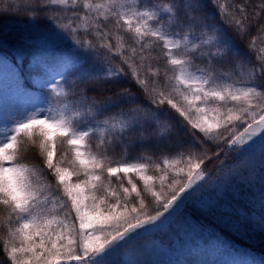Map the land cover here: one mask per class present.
Segmentation results:
<instances>
[{"label":"snow or ice","instance_id":"snow-or-ice-1","mask_svg":"<svg viewBox=\"0 0 264 264\" xmlns=\"http://www.w3.org/2000/svg\"><path fill=\"white\" fill-rule=\"evenodd\" d=\"M5 16L28 23L0 30V264H187L158 257L227 242L193 208L264 232V0H0Z\"/></svg>","mask_w":264,"mask_h":264},{"label":"trees","instance_id":"trees-1","mask_svg":"<svg viewBox=\"0 0 264 264\" xmlns=\"http://www.w3.org/2000/svg\"><path fill=\"white\" fill-rule=\"evenodd\" d=\"M254 2L258 3L259 0H254ZM27 23V19L22 16L0 17V30H3L5 36H9L10 30L13 32L16 30H23L26 28ZM252 35H257V33L253 31ZM257 47H264V44H261L258 40ZM124 86H127V84ZM138 151L139 150H137V152ZM137 152H133L132 155H136ZM68 159H71V153H69ZM27 162L34 165L40 163L38 159L33 158L31 155L28 156ZM63 166L67 165L65 164ZM132 178L134 181L138 180L135 174H132ZM139 187H143L142 183ZM68 206L69 208L71 207L70 203ZM190 211L193 213L194 217H199L201 223L206 224L211 230L221 235L227 242H225L223 246L205 247L203 241L197 239L196 244L199 245V247H193L191 255H185L179 250L167 252L158 257L162 261L179 260L187 261V264H251L252 261L264 259V232L252 229L244 233H238L214 217L200 213L195 208ZM57 214L62 215V213ZM72 215H75L74 212ZM10 227H16L15 217L10 216L8 209L0 204V260L6 258V254L3 252V239L10 238L8 236Z\"/></svg>","mask_w":264,"mask_h":264}]
</instances>
